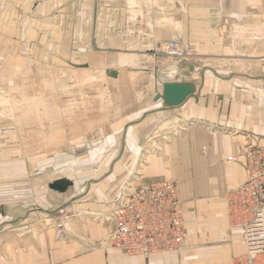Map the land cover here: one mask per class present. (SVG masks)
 <instances>
[{
    "label": "crops",
    "instance_id": "0c3cea01",
    "mask_svg": "<svg viewBox=\"0 0 264 264\" xmlns=\"http://www.w3.org/2000/svg\"><path fill=\"white\" fill-rule=\"evenodd\" d=\"M37 1L0 0V6H41ZM126 1L69 0L66 6H160V17L149 16L144 27L131 23L135 30H126L121 46L149 51L157 63L158 44L175 37L190 44L196 61L165 57L154 77L145 70L144 80L157 88L115 118L124 123L100 137L107 144L89 150L81 164L46 166L49 178L34 186V202L24 197L16 207L1 205L0 264H235L245 252L241 230L227 221L224 194L246 178L239 156L245 144L264 142V0ZM165 80L192 82L195 91L167 106L153 100ZM230 155L238 157L227 161ZM67 170L82 175L74 181L57 175ZM61 179L64 192L49 187ZM129 179L176 183L186 229L180 250L145 258L109 245L115 225L106 215ZM79 182L87 185L78 190ZM59 208L68 218L58 237L53 216Z\"/></svg>",
    "mask_w": 264,
    "mask_h": 264
},
{
    "label": "rangeland",
    "instance_id": "374dc122",
    "mask_svg": "<svg viewBox=\"0 0 264 264\" xmlns=\"http://www.w3.org/2000/svg\"><path fill=\"white\" fill-rule=\"evenodd\" d=\"M37 2L41 6H0V208L3 203L16 207L19 198L23 204L24 197L34 202V186H44L49 178L46 166L87 161V152L104 142L100 137L123 125L115 118L133 100L150 98L157 86L145 81L143 72L150 68L154 77L166 57L158 44L159 62L144 68L127 57H151L149 51L121 46L131 23L144 27L149 16L160 17V6ZM186 43L190 60L196 61ZM93 51L112 56L90 60ZM113 146L112 141L108 147ZM58 173L73 181L82 175L80 170ZM85 185L79 182L78 190Z\"/></svg>",
    "mask_w": 264,
    "mask_h": 264
},
{
    "label": "built area",
    "instance_id": "2783aa9c",
    "mask_svg": "<svg viewBox=\"0 0 264 264\" xmlns=\"http://www.w3.org/2000/svg\"><path fill=\"white\" fill-rule=\"evenodd\" d=\"M176 60H190L186 42L172 37L160 50ZM239 156L246 170L245 180L224 194L226 218L241 230L245 252L235 264H264V142H248ZM230 155L227 161H235ZM114 220L109 245L130 255L148 257L154 253L182 248L186 229L183 206L173 180H127L120 188L118 204L106 215ZM68 211L59 208L53 216L57 236H61Z\"/></svg>",
    "mask_w": 264,
    "mask_h": 264
},
{
    "label": "water",
    "instance_id": "95a60500",
    "mask_svg": "<svg viewBox=\"0 0 264 264\" xmlns=\"http://www.w3.org/2000/svg\"><path fill=\"white\" fill-rule=\"evenodd\" d=\"M112 75L114 76V73ZM194 91L195 86L192 82L165 80L161 82V90L156 92L153 100L161 99L167 106H178ZM49 187L58 192H64L66 190V181L64 179L54 181L49 184Z\"/></svg>",
    "mask_w": 264,
    "mask_h": 264
},
{
    "label": "bare ground",
    "instance_id": "6f19581e",
    "mask_svg": "<svg viewBox=\"0 0 264 264\" xmlns=\"http://www.w3.org/2000/svg\"><path fill=\"white\" fill-rule=\"evenodd\" d=\"M127 60L129 62L138 61L141 64L152 63L155 61V59L153 57H149L148 55H142V56L132 57V58L128 57Z\"/></svg>",
    "mask_w": 264,
    "mask_h": 264
}]
</instances>
